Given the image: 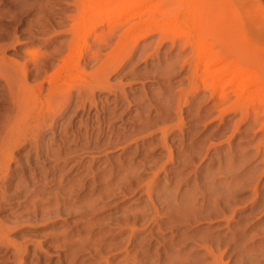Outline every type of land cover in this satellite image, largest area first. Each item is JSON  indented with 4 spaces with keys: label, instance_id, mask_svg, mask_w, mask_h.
<instances>
[{
    "label": "bare ground",
    "instance_id": "bare-ground-1",
    "mask_svg": "<svg viewBox=\"0 0 264 264\" xmlns=\"http://www.w3.org/2000/svg\"><path fill=\"white\" fill-rule=\"evenodd\" d=\"M118 1L121 0H73L72 4L76 7L77 13L65 12L63 19L62 16L58 14L57 16L55 12L47 9V7L44 13L41 10H31V5L25 0H18L15 3V7L13 6L14 11L12 8L0 11V108L5 109L0 114V118L2 116V119H0V213L2 212V201L7 197L8 190L13 189L20 193L24 192L26 199L24 208L16 215L19 218L25 215L34 216L49 212L59 215L81 210L82 212H93L97 207L99 209L104 207L107 204L106 199L129 196L141 187L144 189V194L148 196L143 209H139L136 204L121 208L123 213L117 219L116 225L119 227L118 232L124 233L128 231V236L125 240L113 245H106L94 240L90 235H85L78 238L75 245L73 241L71 243L68 242L70 248L68 247L67 249V255H59L58 264H92L89 262L93 259L96 260L95 264H153L151 261L152 255L164 257L166 253L161 250L163 248L168 249L178 235H180L183 242L184 238L188 236V230L190 229L188 228L185 231L187 228L184 229L183 225L188 223V221L190 223L195 221L192 220L193 216L197 218L199 207L196 210V203L198 199L194 196L191 200L188 199L190 200L187 203L188 206L185 205L186 214L184 213L185 210H183L185 206L182 209L183 212H181L182 207L174 205L176 201H174L175 198L173 197L176 195L172 197V194L168 192L160 194L164 200L162 202L165 203L164 207H162L166 208L164 213L160 211V207L153 199L157 186L159 187L158 190H164V192L167 190V183H160L161 174L165 172V178H168V166L178 164L180 161H177L176 158L183 152V150H180L179 153H176L175 150L178 146L175 141H170L171 135H169V131L171 123L166 119V110L169 109L168 102L171 101L168 100L166 104L159 102L158 105V98L155 101L150 97L147 99L143 98L142 101L138 102V106L135 109L133 104H131L132 100L130 101L128 93L124 89L117 91L118 89H115L110 82V75L113 72L124 71L126 76H135L136 72H139L140 69L138 67H130V65L128 69L126 67L133 58L136 45L141 40L149 37L155 31L161 32L160 45L156 54H153V51V53L143 57L147 62L152 56L160 57L161 48L168 45L166 44L167 39L171 41V46L168 45L171 49L176 50L178 47L180 49V53L174 57L173 63L166 62V64L169 63L167 65L164 63L163 65L165 66L157 69L155 71L157 72L156 74H154L155 72L153 73L154 77H167L165 79H168L167 81L170 83L173 75L182 74L189 66L184 76V79H188V86L182 85L173 94L174 97H178L177 115L181 119L179 125L185 123L184 118H182L183 98L189 93L197 96L201 91V85L208 80H210V83H208L210 86H208L211 88L208 107H217L218 103L221 105L229 103L228 107L223 109L225 112L230 108L235 110L240 108L241 111L248 113L251 108H257L254 105V107L252 105H250L251 107L247 106L248 104L246 103L250 101V97L255 93L264 94V88H260L258 84H255L253 87L247 86L237 92L238 99L235 102L231 100L232 92L227 91L221 85L231 73L234 62L240 58L233 51L227 38L222 41L224 42V50H218L217 45L220 42L217 36L210 32L211 29L209 33H203L200 30L197 34H193L191 30H180L179 32L176 30L173 36L169 37L167 35L169 30L165 28V24L162 22L158 24V21L151 17L145 21L129 25L122 33V36L120 35L123 39L137 34L135 49L126 58L121 60L100 59L108 44L107 37L102 32L96 33L94 42L97 46V51L90 54L89 48L92 44L90 45L87 37H83L86 34L83 22L86 20L89 9L97 3L105 5ZM135 1L129 0L131 6H133ZM131 6H129V9ZM193 8L192 10L194 11ZM29 11V14L34 12V17L31 19L26 17ZM59 16L62 21L55 19ZM63 20H71L73 22L67 27L63 25ZM119 21L118 24L121 25L123 21ZM47 24L58 29L62 34L70 33L72 37L65 44L55 45L50 52H44L41 55L31 53L30 58L24 62L12 59L7 55V49L20 41L16 36L19 25H27L30 32L39 31L40 33L41 30L44 31L45 27L48 26ZM50 30L51 28L48 29V31ZM188 50L192 54L184 59H179L181 52ZM53 58L60 59L61 64L51 73L49 71ZM152 59L154 60V58ZM155 59H158V57H155ZM93 60L97 61L98 64L93 73L74 79L75 82L73 83L67 81L71 70L82 68L83 65H87ZM175 62L180 63L179 70L174 65ZM64 79V83H59V81ZM45 82L49 83L46 93L44 92ZM188 87L189 89H187ZM75 89L78 90L76 94L74 93ZM105 89L115 92V97L112 100L114 106H111L109 104L111 101L108 100V102L100 104L97 98V90ZM147 100L150 103H147ZM127 101H129L128 105ZM262 102L264 106V96ZM243 105L247 107L244 108ZM71 106H74V114L79 115L82 112L81 119L80 121H73L72 125L69 123L71 127L67 129L66 126L61 125V127L65 128L62 129L58 121L68 112ZM94 108L97 109L99 114L92 113ZM134 111H136L135 114L133 113ZM201 111H196L194 115L195 121L200 120ZM118 118L126 119L127 123L132 122L134 124V128L126 127L130 133H127L124 128L122 130L120 126H116L115 120ZM130 119L132 121H128ZM49 130H55L54 133H57L58 130L60 132H58L60 138H57V140L60 139V142L56 143L57 147L54 146V140L56 139L53 140L54 143H45V132ZM158 133H161L160 137ZM174 134L175 131L172 130V135ZM118 147L122 149L121 156L117 159H112L109 153ZM25 149V153L19 155ZM141 155L143 157L138 160L137 157ZM40 157H44L45 161L53 159L55 162L54 169L56 173H54L56 176L52 177L51 180H47L44 184L39 183L41 180L39 174L44 172V166L39 165ZM89 157L91 158L90 160L87 159ZM189 160L195 163L193 156ZM69 164H71L69 170H76L78 174L71 176V172H64L65 167ZM34 165H36V170L27 172V169L31 170ZM21 169L24 170V173L18 174L17 172ZM49 172L51 173V170ZM145 172L152 173V176L148 179L139 180ZM58 178L57 187L51 189L50 187L53 186L51 182H55ZM97 190H99V193L94 196L93 194ZM172 200L174 201L173 204L171 203L173 202ZM122 201L124 199L117 202L116 205H119ZM79 202H82V204L80 205ZM213 207L216 206L214 205ZM213 207L208 211L206 210V215H219L218 211H216L217 207L216 209ZM148 209L152 213L147 220V223L150 224L146 225L145 221L141 227L137 226V222L145 217L143 210L146 211ZM196 218L194 217V219ZM173 221H177L174 226L178 228L184 227L182 228L184 231L174 233L172 237L164 241V230L167 227H171ZM230 222L231 219L229 217L228 224H231ZM13 228L14 224L8 217L0 216V263L12 260L14 264H37L34 262L35 257L38 256L37 248L32 251L33 249L30 248L27 240L14 239L11 236ZM148 230L149 233L146 236L139 237L140 231L145 232ZM261 233L263 232L258 231L256 236ZM195 235L197 234L195 233ZM192 236L194 237V235ZM212 237V235H208L207 240H212ZM236 237L237 235H235L234 239ZM137 238H139L138 242L136 241ZM153 240L161 243L160 248L154 251L152 249H142V242L146 243L147 241L152 244ZM41 243L40 240L37 241L38 248L42 246ZM256 244L257 240L254 241V245L251 247L254 248ZM137 246L139 249H136ZM211 246H206L208 254L216 259L225 256L227 249H220L218 254ZM85 252L89 254V257L83 258ZM120 252L121 254L125 252V254L123 253V257L116 261ZM31 255L32 258L28 259ZM169 260L167 259V262L163 263L160 261V264H175ZM236 262L239 261L234 263L236 264ZM223 264H229V262Z\"/></svg>",
    "mask_w": 264,
    "mask_h": 264
},
{
    "label": "rangeland",
    "instance_id": "rangeland-1",
    "mask_svg": "<svg viewBox=\"0 0 264 264\" xmlns=\"http://www.w3.org/2000/svg\"><path fill=\"white\" fill-rule=\"evenodd\" d=\"M17 1L0 0V11L11 8L14 11ZM25 1L31 5V10H41L44 13L47 7V9L55 12L56 15L62 16V19L65 12L77 13L76 7L72 4L73 0ZM129 6H131L129 0H121L105 5L97 3L89 9L86 20L83 22L86 30V34L83 37H87L90 45L92 44L89 48L90 54L97 51V46L94 42L96 33L102 32L107 37L108 44L100 59L121 60L126 58L135 49L137 34L122 39V33L129 25L152 17V19L158 21V24H161V22L165 24V28L169 30L167 33L169 37H172L176 30L178 32L180 30H191L193 34H197L200 30L203 33H209L211 29L210 32L214 33L219 39L220 43H218L217 49L220 51L225 48L222 41L226 40L225 38L229 40L233 51L240 59L234 62L231 73L227 76L226 81L222 83L224 86L221 85V87L232 92L230 98L233 102L238 99L237 92L247 86L253 87L258 84L260 88H264V0H136L130 9ZM192 7H194V11ZM30 11L27 14L25 13L27 19L34 17V12L29 14ZM60 16L55 19L61 20ZM119 20L123 21L121 25L118 24ZM63 22L64 26H69L73 21L63 20ZM48 27L52 31H48ZM16 36L20 41L7 49V55L22 62L29 59L32 55L31 53L41 55L44 52H50L55 45L65 44L72 37L70 33L62 34L58 29L50 25L45 27L44 31L41 30L40 33L39 31L30 32L27 25H19ZM160 40L161 32L155 31L136 45L133 58L126 67L128 69L135 66L141 70L136 72L135 76L133 75L134 77L132 75H124V71L113 72L110 75V82L114 85V88L118 89L117 91L124 89L128 93L130 101L132 100L131 104H133L135 109L138 106V102L142 101L143 98L147 99L150 97L154 101L158 98V105L159 102L166 104L168 100L171 101L168 102L169 109L166 110V119L171 123L169 131V135H171L170 141H175L178 146L175 150L176 153H179L180 150H183V152L176 158L177 161H180L178 164L168 166V178H165V172L161 174L160 183L164 184L166 182L167 190L165 192L164 190H158L159 187L157 186L153 196V199L160 207V211L164 213L166 210V208H162L165 203L162 202L164 200L161 198V195L166 192L171 193L172 197L176 195L173 197L175 200H173L176 201V204L177 202L178 204L181 203V206H178V204L174 205L182 207L180 211L183 212L185 210V214L187 212V203L193 196L198 199L196 203V210L199 207L197 218L196 216L192 217V220L195 221L185 223L183 225L185 228L174 226L177 221H173L171 223L172 226L167 227L163 234L165 237L164 241L172 237L174 233L181 232L182 228H187L185 231L188 228L191 231L194 229L193 232L196 231L197 235L193 232L191 233L189 229L188 236L184 238L183 242L180 235H178L168 249L163 248L161 250L166 253L164 257L153 254L151 261L153 264H160L161 262H167V259L169 260L170 258L171 262L175 264H223L225 262L235 264V261H239L236 264H264V106L262 104L264 94L255 93L250 97V101L246 103L248 104L247 106L251 107L250 105H252V107L255 106L257 108H251L248 113L241 111L240 108L239 110L230 108L225 112L223 109L228 107L229 103L226 105L218 103L217 107H208L211 96V88L208 84L210 80H208L201 85V91L197 96L195 94L196 97L193 96V93H189L183 98L182 118H184L185 123L179 125L181 119L177 115L178 97H174L173 94L182 85L188 86V79H184V76L189 66L182 74L173 75L170 83H168V79H165L167 77H154L157 69L165 66L163 64H166V62L173 63L174 57L180 53L179 47L174 50L168 46H171V41L167 39L166 44L168 45L161 48L160 57L152 56L147 62L143 57L153 53V51V54H156ZM181 53L179 59H184L192 54L189 50ZM155 57H158L159 62ZM137 59H140V61ZM51 61L53 62L49 72L53 73V70H56L61 64V60L53 58ZM160 61H163L161 62L162 64ZM174 65L178 67V69L176 67L177 70L180 69V63L175 62ZM97 66V61L93 60L89 64L83 65L82 68L73 69L69 73L70 77L67 81L73 83L75 82L74 79L93 73ZM150 74L153 75L151 76ZM133 78L135 79L132 80ZM64 81L65 79L59 81V83H64ZM44 87V92L46 93L49 83L45 82ZM74 93H78V90L75 89ZM114 97L115 92L107 89L97 90V98L100 104L108 100L111 101L109 104L114 106L112 101ZM186 100L188 101L185 102ZM147 101V103H150L149 100ZM127 102L128 105L129 101ZM243 106L244 108L247 107ZM73 109L74 106H71L68 112L59 119L60 127L64 125L67 129L71 127L73 121H80L82 112L76 115ZM197 110L202 111L200 112V120L195 121L194 115ZM4 111V108H0V114ZM92 113L99 114L96 108L93 109ZM133 113L135 114L136 111ZM0 119H2V116ZM128 121H132V119ZM115 123L122 130L124 128L127 133H130L128 128H134V124L132 122L127 123L126 119L118 118ZM61 128L65 129L64 127ZM172 130L175 131L174 135H172ZM54 131H46L44 140L45 143L55 142L54 146L57 147L56 143L60 142V139L57 140V138H60V132L58 130L57 133H54ZM160 135L161 133H158L159 137ZM25 151L26 149L21 151L19 155L25 153ZM121 153L122 149L118 147L113 149L109 156L112 159H117L121 156ZM192 156L195 159V163L189 160ZM142 157L143 155L137 157V159L139 160ZM87 159L90 160L91 158ZM39 160V165L44 166V172L39 174L41 177L39 183L44 184L47 180H51L52 177L56 176L55 162L53 159L45 161L44 157H40ZM71 164L65 167L64 172H71V176L78 174L76 170H69ZM35 167L36 165L31 170L27 169V172L36 170ZM49 170H51V173ZM17 173L23 174L24 170L21 169ZM145 173L141 175L139 180L148 179L152 176L150 172ZM58 181L59 178L55 182H51L53 186L50 188L57 187ZM178 184L180 185L178 186ZM8 191L7 197L2 201L0 216L8 217L13 222L14 228L11 231V236L14 239L27 240L30 248L33 249L32 251L37 248L38 256L34 259L37 264H58L59 255H67V249L68 247L70 248L68 242L71 243L73 241L75 245L78 238L85 235H90L94 240L106 245H113L125 240L128 236V231L120 233L118 232L119 227L116 225L117 219L123 213L121 208L136 204L139 209H143L148 199V196L144 194V189L141 187L129 196L106 199L107 204L100 209L97 207L93 212H82L81 210L62 215L49 212L34 216L25 215L19 218L16 215L22 211L26 202L24 192L20 193L14 189ZM97 193H99V190L93 195L95 196ZM122 199L124 201L116 205ZM174 201L171 203L173 204ZM79 203L80 205L82 204V202ZM214 205L217 209L213 207ZM201 207L202 209H200ZM212 207L218 211L219 215H206L207 211ZM201 210L202 212H200ZM143 212L145 217L137 222L139 227L145 221L146 225L150 224L147 223V220L152 215L151 210H143ZM207 217H210L209 219L211 220ZM229 217L231 224H228ZM258 231L263 233L256 236ZM147 233H149V230L140 231L139 237H144ZM208 235H212L213 239L207 240ZM235 235L237 237L234 239ZM38 240L42 242L40 249L37 246ZM255 240H257V244L253 248L251 246L254 245ZM136 241L138 242L139 238ZM142 243L143 250L152 249L154 251L160 248L161 245L157 240H153L152 244L147 241ZM205 245H212L211 247L218 254L220 249H227L226 254L223 258L216 259L208 254ZM136 249H139V247L137 246ZM180 249L182 250L181 252ZM123 253L125 254V252L118 254L116 261L123 257ZM87 257H89V254L85 252L83 258ZM31 258L32 255L28 259ZM7 261L0 264H14L12 260ZM89 263L95 264L96 260L93 259Z\"/></svg>",
    "mask_w": 264,
    "mask_h": 264
}]
</instances>
